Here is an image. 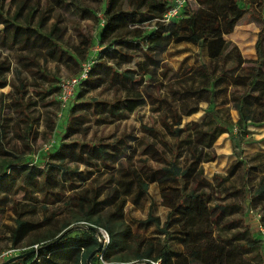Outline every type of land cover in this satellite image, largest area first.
<instances>
[{"label": "trees", "instance_id": "16d2710c", "mask_svg": "<svg viewBox=\"0 0 264 264\" xmlns=\"http://www.w3.org/2000/svg\"><path fill=\"white\" fill-rule=\"evenodd\" d=\"M210 1L207 5L206 0L197 3L195 0L194 7L187 4L179 19L163 24L160 19L172 0H98L101 10L92 13L96 24L94 34L87 36L76 28L78 45L69 48L64 40L66 29L59 28L58 22L48 30L44 28L49 20L48 10H32L28 0H0V89L12 88V92L0 96V138L6 135L2 122L9 121L4 113L12 111L17 119L14 132L30 154L33 129L39 125L32 109L36 103L24 100L26 83L21 80L15 86L7 81L12 65L7 56H2V50L15 47L19 51L17 63L34 78L32 93L43 107L55 106L59 110H62L56 98L59 84L48 87L55 81L54 74L49 75L38 58L51 61L54 68L76 66L78 70L72 71V76L80 72L85 61L94 58L87 79L77 88L64 112L65 120L58 128L63 133L61 141L54 140L57 145L54 154L44 156L51 162L46 160L41 168L22 151L17 155L0 152L10 157L0 167V207L7 208V203H11L10 210L15 213L14 226L6 240L11 249L18 250L16 256H21L10 264H98L99 257L106 264H251L252 261L259 264L262 261L258 234L245 226L242 219L227 218L257 210L264 227V176L249 175L250 169L244 167L240 190L230 192L224 183L236 176L239 165L244 164L240 159L243 146L249 145L248 128L264 124V0ZM81 11V17L91 14L87 9ZM249 23L258 27L255 59L243 60L233 43L224 37L231 35L235 27ZM179 44H190L204 51L207 63L186 67L179 73L156 59L170 46ZM96 47L99 50L94 52ZM104 84L115 89L120 97L108 101L87 98L89 91ZM257 86L261 88L258 90ZM6 97L10 99L7 107L3 104ZM162 104L166 106L165 113L159 112ZM202 105L206 106L205 116L200 122L182 123L184 118L200 111ZM146 106L161 115L159 121L172 142L165 140L154 127H142V130L153 141L159 140L169 157L158 154L146 139L141 141L142 151L134 164V148L127 146L125 135L91 136L86 140L92 125H105L107 119L116 121ZM230 109L237 113L235 122ZM47 121L52 126L46 127L50 133H44L45 138L51 137L54 126L51 118ZM223 134L229 137L235 163L224 178L213 176L211 182L206 180L202 166L217 159L213 147ZM74 135L83 140H68ZM262 157L256 154L250 160L255 162ZM45 167L59 174L60 193L49 192ZM20 175L18 187L27 192L28 187L41 186L43 197L53 202L56 196L60 208L52 211L44 206V213H49L41 222L25 221L27 212H17L18 202L8 198ZM152 184L158 188L161 201L175 204L164 222L150 209L142 223L145 229L153 226L161 242L139 238L125 227L119 234L125 243L120 245L113 224L124 218L130 188L133 186L140 196L148 198ZM234 196L242 201L224 204V199ZM106 210L108 214L103 219L101 214ZM66 213H73V219L43 237L26 242L29 234ZM99 227L107 231L110 242L100 255H92L99 245L96 233ZM230 231L233 234L227 235ZM129 241L144 250L136 253L133 260L113 262L112 255L128 248ZM19 246L24 248L18 249Z\"/></svg>", "mask_w": 264, "mask_h": 264}, {"label": "rangeland", "instance_id": "374dc122", "mask_svg": "<svg viewBox=\"0 0 264 264\" xmlns=\"http://www.w3.org/2000/svg\"><path fill=\"white\" fill-rule=\"evenodd\" d=\"M28 2L32 10H48L49 20L44 25L45 29L48 30L55 22H58L59 28L66 29L64 40L69 48H73L74 46L78 45L76 28L82 30V32L87 36H92L94 34L96 24L93 15L99 13L101 10V4L98 2V0H28ZM206 3L207 5H209L212 2L210 0H206ZM194 4L195 0H190L188 3L189 7L191 8L194 7ZM83 9L89 10L91 14H84V16L81 17V10ZM257 33L258 27L255 23L242 24L235 27L233 33L224 39L233 43L243 60H253L255 59L254 45L257 39ZM18 54L19 51H17L15 47H13L12 49L7 47L2 50V56H7L12 65V71L7 76V81L10 84H14L15 86H17L19 84V81L21 80L26 83L27 88L26 94L24 95V100H30L33 104L36 103L34 106H32V109L33 116L39 119V125L34 126V135L32 136V140L30 143L33 148V152L29 154L24 149L23 142L17 137L14 132V128L17 125V119L14 116V113H12V111H9V113L5 112L4 118L9 121L2 122L3 126L5 127L6 135L0 138V152L2 150H5L6 152L17 155L20 151H22L24 153H27L26 158H31L33 160V164L40 165L41 168H43L46 160L51 162L50 159L44 157L45 154L52 155L54 154V150H56L57 148V145L53 141H61V135L63 133L58 128L65 120L64 112L66 108L61 111L59 109H56L55 106L43 107L40 99L32 93L33 89H35L31 86L34 82L33 76L21 70L19 64L17 63ZM137 55L139 56L140 54ZM156 59L163 61V64L169 70L173 72L178 71L179 73L182 72L186 67L191 66L194 68L201 64L207 63L205 52L190 44H179L175 46L172 45L167 49L165 53L156 57ZM38 61L43 66L44 70L49 73V75L54 74L55 81L49 83L48 87H50V85L57 87L62 79L70 78L73 75L72 71L78 70L76 66H71V68L69 69L63 65H59L58 68H54V63H52L51 61L44 62L42 58H38ZM174 81H172L171 83H173ZM165 84L166 82L164 83V85ZM166 86L165 89H162L163 95L165 94V90H167ZM260 88L261 86H257L258 90ZM10 92H12V88L10 86H7L3 89H0V96H5ZM86 96L87 98H95L98 101H108L115 96L120 97L119 93L115 89L108 88L105 84L96 90L89 91ZM74 97L75 93L73 98ZM56 98L58 100V96ZM9 101L10 99L6 97L3 103L5 104L4 106L7 107ZM205 107V105H202L200 111L190 117L184 118L182 120V123L200 122L205 116ZM165 111L166 106L162 104L160 106L159 112L165 113ZM49 112L52 113V115H49ZM229 113L232 121L235 122L237 119V113L232 109H230ZM160 116L157 115V113L152 112L149 106H146L144 108L136 110L132 114H125L116 121L107 119V123L105 125H101L98 127L92 125L86 140H89L91 136L105 138L109 136H118L121 134L125 135L127 146L130 145L134 148L135 154L132 160L134 164H136L142 151L141 141H144L146 139L152 142L158 154L169 157L170 155L163 144L159 140L156 142L153 141V138L148 133L142 130V127H154L157 131L164 135L165 140L172 142V139L165 133L159 121ZM48 118H51L54 126L51 132V137L45 138L44 133L49 134L50 132L47 128L49 126H52L48 123ZM248 131L250 132L249 135H247V138L249 139V145L243 146V153L240 159L244 164L239 165L240 172H238L236 176L228 179L224 183V187L228 188L230 192H236L241 189L243 183L242 172L244 171V167L248 170L250 169L249 175L256 174V176H264V124H262L261 126H250L248 128ZM81 139L82 138H80L79 135H74L68 140L74 141ZM126 150L127 153L130 154V156L133 155L132 151L128 149ZM213 151L216 154L217 159L212 163L204 164L202 166L206 180L211 182L213 176L224 178L229 168L233 163H235V157L232 155L231 145L227 134H223L217 139L213 147ZM256 154H260L263 157L256 160L255 162H252L250 159ZM8 159H10V157L3 156L0 153V167H2L4 162ZM44 171L48 177L47 187L49 189V192H51L52 194L60 193L62 191V186L59 174L51 168L48 169L47 167L44 168ZM20 178L21 175L17 176L15 186L12 188L10 196H8V198L12 197L18 202L19 206L17 207V212L20 210L27 212L23 218L25 221L30 223L41 222L42 219L49 213H44V211L42 210V207L44 206L52 211L60 208L61 202H58L59 200L56 196L53 198V202L43 197L44 193L41 192V186L38 189L34 187H28L27 192L22 190L20 187H18ZM250 191H252L251 188ZM126 201L127 203L124 209L123 220L121 222L113 224V228L117 234L116 239L119 241V244L123 245L125 243L124 241H121L122 238L119 237V234L123 232L125 227H128L130 231L133 234L137 235L139 238L151 240L156 244L160 243L161 236L159 235L157 230L153 226L145 229L142 226V223L146 220L150 209L153 210L154 216H157L161 222H164L167 213L170 210L174 209V202L161 201L159 191L156 190L155 187L148 188L147 198L144 196H140L133 186L132 189L130 188L129 193L126 196ZM241 201L242 200L240 197L237 198L236 196H234L228 199H224V204H238ZM221 203H223V201ZM7 204V208H5V206L0 207L3 209V213H0V253L12 248L6 238H8L11 228H13L14 226L13 220L15 218V213L10 210L11 203ZM72 214L73 213H66L64 215H61L50 225L43 227L38 232L29 234L26 238V242L28 243L31 239L36 237H43L45 233L58 228L65 221L72 220ZM107 214L108 210L104 211L101 214L102 218L105 219ZM227 219H242L245 226H247L253 233H257V226L255 224V221L250 218L248 212H240L234 216H230ZM233 232L234 231H230L227 235H232ZM126 246H128V248H126L124 251H120L112 255L111 258L113 262L119 261L120 259L133 260L136 253H140L144 250L142 246H138L134 241H129ZM17 248L22 249L24 247L19 246ZM251 254H254V251H252ZM99 262L100 263L98 264H106L105 261L99 260ZM254 263L257 262H251V264Z\"/></svg>", "mask_w": 264, "mask_h": 264}, {"label": "built area", "instance_id": "2783aa9c", "mask_svg": "<svg viewBox=\"0 0 264 264\" xmlns=\"http://www.w3.org/2000/svg\"><path fill=\"white\" fill-rule=\"evenodd\" d=\"M190 0H172V4L169 9L162 15L160 22L163 24H168L174 20H177L181 17V13L184 8L187 6ZM100 26H102V22H100ZM99 48L96 47L94 52L98 51ZM94 64V58H90L85 61L82 66L80 72L76 76H72L68 79H62L59 83V94L58 101L60 103L61 109H65L69 103L72 101L74 93L77 88L87 79L89 71ZM61 110V111H62ZM250 218L255 221L257 226V234L260 240V247L262 252V261L259 264H264V227L260 223L261 214L257 210L248 211ZM97 238L99 244H101V252L106 249L109 245L110 238L106 230L103 228H96ZM100 252V253H101ZM18 253L17 249H9L7 251L0 253V262L6 261L11 257L15 256ZM98 253V255H100ZM99 259L102 261L101 257ZM158 264V263H154Z\"/></svg>", "mask_w": 264, "mask_h": 264}, {"label": "water", "instance_id": "95a60500", "mask_svg": "<svg viewBox=\"0 0 264 264\" xmlns=\"http://www.w3.org/2000/svg\"><path fill=\"white\" fill-rule=\"evenodd\" d=\"M101 244L98 245V248L92 253V255L94 254H98L101 252ZM21 256H13L11 257L10 259L4 261L3 263H0V264H10L12 262H14L15 260L19 259Z\"/></svg>", "mask_w": 264, "mask_h": 264}, {"label": "crops", "instance_id": "0c3cea01", "mask_svg": "<svg viewBox=\"0 0 264 264\" xmlns=\"http://www.w3.org/2000/svg\"><path fill=\"white\" fill-rule=\"evenodd\" d=\"M226 37H227V36H226ZM226 37H224V38H226ZM95 90H96V89H95ZM110 100H111V99H110ZM149 187H155L156 190H158V188H157L154 184L150 185ZM17 254H18V253H17ZM17 254H16V255H17ZM16 255H15V256H16Z\"/></svg>", "mask_w": 264, "mask_h": 264}]
</instances>
